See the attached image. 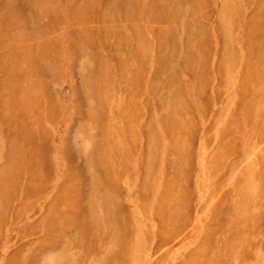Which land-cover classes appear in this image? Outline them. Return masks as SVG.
<instances>
[{"label":"rangeland","instance_id":"rangeland-1","mask_svg":"<svg viewBox=\"0 0 264 264\" xmlns=\"http://www.w3.org/2000/svg\"><path fill=\"white\" fill-rule=\"evenodd\" d=\"M0 264H264V0H0Z\"/></svg>","mask_w":264,"mask_h":264}]
</instances>
